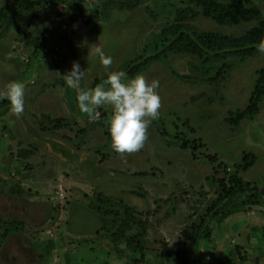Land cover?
<instances>
[{
	"label": "rangeland",
	"instance_id": "rangeland-1",
	"mask_svg": "<svg viewBox=\"0 0 264 264\" xmlns=\"http://www.w3.org/2000/svg\"><path fill=\"white\" fill-rule=\"evenodd\" d=\"M32 1V12L0 21V91L9 81L25 84L19 118L0 100V216L18 217L0 220V249L28 228L45 264H181L179 253L187 264H264V200L226 205L203 236L219 182L264 190V95L250 119L226 123L249 106L264 54H159L173 25L240 37L255 24L216 25L194 0ZM13 3L0 0V9ZM252 4L264 18V0ZM97 44L112 58L107 68ZM73 62L86 69L84 88L111 71L158 80L160 115L138 152L112 150L110 105L95 118L79 112L63 77ZM21 151L32 155L21 159ZM3 193L26 198L12 204Z\"/></svg>",
	"mask_w": 264,
	"mask_h": 264
},
{
	"label": "trees",
	"instance_id": "trees-1",
	"mask_svg": "<svg viewBox=\"0 0 264 264\" xmlns=\"http://www.w3.org/2000/svg\"><path fill=\"white\" fill-rule=\"evenodd\" d=\"M201 10L204 18L213 21L219 26L238 27L244 24L254 23L255 25L247 30L242 36L223 35L218 32H197L187 25H173L163 31L164 43L160 53H182L195 58H226L245 59L260 54L257 51V45L264 40V18L261 11L253 4V0H231L224 2L222 0H194ZM36 3L32 0H14L9 6L0 9V21L7 20V17L23 10L32 12ZM125 7V6H124ZM8 23L11 24L8 18ZM47 49V48H44ZM159 54H156V58ZM150 59L145 58L144 62L132 67L131 72L137 71ZM220 73H222L220 71ZM219 75V74H218ZM264 95V69L257 72V78L250 98L249 106L241 112L232 114L226 119V123L237 126L246 118L252 117L258 111V101ZM108 136V135H107ZM109 138V137H107ZM186 143L182 145L184 148ZM32 154L27 151H21L19 158L27 159ZM221 188L215 203L208 208L206 218L203 220L204 234L207 238L209 230L206 227V220H212L216 217L226 215L221 208L231 205L232 202L239 200L240 208L249 209L255 206H261L264 200V190H259L250 184L241 183L238 180L231 179L227 183L219 182ZM243 213V212H242ZM221 215V216H220ZM181 264H187L181 253L177 254ZM196 264H209L204 260H196Z\"/></svg>",
	"mask_w": 264,
	"mask_h": 264
},
{
	"label": "clouds",
	"instance_id": "clouds-1",
	"mask_svg": "<svg viewBox=\"0 0 264 264\" xmlns=\"http://www.w3.org/2000/svg\"><path fill=\"white\" fill-rule=\"evenodd\" d=\"M256 47L259 53L264 54V40ZM92 48L105 68L112 64V58L104 54L99 44ZM85 71L78 62H73L71 69L63 75L66 86L75 91L79 112L95 118L99 107L110 105L113 111L106 123L112 150L121 156L138 152L144 146L151 121L160 115L161 98L156 91L158 80L148 82L142 74L125 79L123 71H111L103 83L84 88L81 81ZM5 99L11 112L19 118L24 111L25 84L9 81L0 91V100Z\"/></svg>",
	"mask_w": 264,
	"mask_h": 264
},
{
	"label": "crops",
	"instance_id": "crops-1",
	"mask_svg": "<svg viewBox=\"0 0 264 264\" xmlns=\"http://www.w3.org/2000/svg\"><path fill=\"white\" fill-rule=\"evenodd\" d=\"M1 194V191H0ZM2 195V194H1ZM3 195H6L3 193ZM7 196V195H6ZM8 200L12 204L19 203L24 198H12V196H7ZM3 205H0V207ZM4 209V208H3ZM18 218L13 216H6L3 214L0 216V220ZM21 218V217H19ZM23 219V218H22ZM33 233L24 230L21 234H14L7 237L3 242L2 248L0 249V264H42L41 254L38 249L34 248ZM42 262V263H41ZM45 264V263H44Z\"/></svg>",
	"mask_w": 264,
	"mask_h": 264
},
{
	"label": "water",
	"instance_id": "water-1",
	"mask_svg": "<svg viewBox=\"0 0 264 264\" xmlns=\"http://www.w3.org/2000/svg\"><path fill=\"white\" fill-rule=\"evenodd\" d=\"M263 116H264V113L262 114V116H261V117H263ZM263 120H264V118H262V119H261V121H263Z\"/></svg>",
	"mask_w": 264,
	"mask_h": 264
},
{
	"label": "built area",
	"instance_id": "built-area-1",
	"mask_svg": "<svg viewBox=\"0 0 264 264\" xmlns=\"http://www.w3.org/2000/svg\"><path fill=\"white\" fill-rule=\"evenodd\" d=\"M45 51H47V50H45Z\"/></svg>",
	"mask_w": 264,
	"mask_h": 264
}]
</instances>
